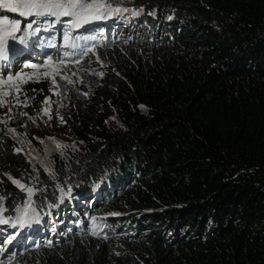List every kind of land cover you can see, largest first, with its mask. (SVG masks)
I'll use <instances>...</instances> for the list:
<instances>
[{"label":"trees","instance_id":"1","mask_svg":"<svg viewBox=\"0 0 264 264\" xmlns=\"http://www.w3.org/2000/svg\"><path fill=\"white\" fill-rule=\"evenodd\" d=\"M110 2L126 11L22 17L8 41L18 64L34 42L114 74L104 114L75 113L47 165L0 126V216L30 221L0 225L16 237L0 264H264V0Z\"/></svg>","mask_w":264,"mask_h":264},{"label":"rangeland","instance_id":"2","mask_svg":"<svg viewBox=\"0 0 264 264\" xmlns=\"http://www.w3.org/2000/svg\"><path fill=\"white\" fill-rule=\"evenodd\" d=\"M5 17L10 21H15L16 17L21 25L25 24L24 18L19 13L0 9V20ZM0 28L3 26L0 25ZM37 51V44L31 42V47L26 50V53L32 55V61L26 62L29 58H25L23 64L36 63L40 65L48 60V58L38 57ZM8 63L17 66V69L14 72L5 71L4 66ZM23 64H18L16 57L10 54L9 61H0V74L11 75L17 70L25 73V78H22V86L27 90L28 97H34V99L27 100V107L17 104L9 115H5L8 112L7 107H0V121H6V123L0 122V126H5L8 130L15 129L14 135L19 149L26 155L25 158L31 162L32 167L38 168L42 163L43 165L48 164L51 155L56 151L57 144L61 145L67 142L71 133L70 119L75 113L93 118L99 114H104L106 110L105 99H107L109 92L108 81L110 76L114 74V70L109 66L100 69L91 64L89 67L95 68L93 76L89 75L91 73L88 72L89 67H86L85 71H65L60 66V71L63 72L65 79H60L57 76L60 86L53 88L50 79L43 76V72H50L56 66L54 63L50 62L48 67H42L39 70L23 69L21 67ZM28 74H33L30 79L27 78ZM68 79H71L73 83L68 84ZM0 89L8 90V86L0 84ZM33 89L37 91L33 92ZM40 89L43 91H39ZM45 97L49 98V105L47 106L42 103ZM20 99L24 100V97L21 96ZM78 100L84 102L82 114L76 105ZM45 107L49 109L47 115L44 114ZM21 113H27V115H21ZM29 117L34 119H29ZM60 117H63V122Z\"/></svg>","mask_w":264,"mask_h":264},{"label":"snow or ice","instance_id":"3","mask_svg":"<svg viewBox=\"0 0 264 264\" xmlns=\"http://www.w3.org/2000/svg\"><path fill=\"white\" fill-rule=\"evenodd\" d=\"M0 9H6L12 13H19L21 17H29V16H37V17H48V16H63V17H72L74 23H72L71 27H81L86 23L91 22L92 20L102 19L108 15H111L113 12L119 13L121 11H126V9H121L119 7H113L110 0H0ZM137 12H134L133 15H137ZM0 24L5 27L0 28V61H9V39L17 40L18 37L15 35L16 32L21 30L20 21H10L7 17L3 20H0ZM28 29H32L33 25L28 24ZM35 31H39V29H35ZM70 37L66 33L64 35V43L65 46L70 45ZM19 41L21 44L25 43V38L20 37ZM55 47V44L51 45ZM71 46H75L71 44ZM85 53H91L92 49L85 48ZM54 63L56 66L52 68V70L43 72V76L50 79L51 85L53 88L59 87V82L57 80V76L60 79H65L63 72L60 71V66L63 65L65 71L67 70V65L64 64L62 59H57L53 61L52 57H49L47 61L42 62L40 65L36 63H25L21 67L23 69H41L42 67H48L49 63ZM77 62H79L77 60ZM5 67H11V64L8 63ZM33 74H28L27 78L30 79ZM22 78H25V73L17 70L15 73L9 75L7 73L0 74V84H6L8 86V90L0 89V107H7L8 112L5 115H9L13 108L16 107L17 104H20L24 107H27V100L34 99V97H28L27 90H25L22 86ZM15 82V83H12ZM68 84H72L73 81L71 79L67 80ZM51 90V89H50ZM33 92L37 91L36 89L32 90ZM39 91H43L40 89ZM23 96L24 100H21L20 97ZM44 105H49V98L45 97V100L42 102ZM143 107V106H141ZM49 109L45 107L44 114H48ZM21 115H27V113H21ZM51 119V117H49ZM29 119H34L33 117H29ZM63 122V117H60ZM5 122L6 121H0ZM11 132H15V129H9ZM35 139V138H34ZM55 142V141H54ZM57 147H62L57 144ZM63 147H67L64 145ZM21 149H17V152H20ZM12 183L19 187L22 191L28 193L29 204L28 207L31 206V197L34 194V190L32 187H26L25 184H22L20 180L13 179ZM3 198L0 197V200ZM113 215H118V213H114ZM27 216V212L23 214V216H19L17 218V222L13 223L11 217L0 216V225H11L13 227H23L26 223L30 222L26 220L24 217ZM15 235H9L3 238L0 241V252H5L7 249L3 246L5 244H12L15 240ZM51 244V242H50ZM50 246V245H49Z\"/></svg>","mask_w":264,"mask_h":264},{"label":"bare ground","instance_id":"4","mask_svg":"<svg viewBox=\"0 0 264 264\" xmlns=\"http://www.w3.org/2000/svg\"><path fill=\"white\" fill-rule=\"evenodd\" d=\"M71 28V27H70ZM99 48V47H98ZM76 64H78V63H76ZM72 67V66H71ZM79 67H81V66H79ZM83 67V66H82Z\"/></svg>","mask_w":264,"mask_h":264}]
</instances>
